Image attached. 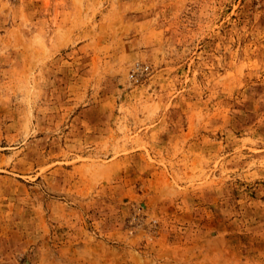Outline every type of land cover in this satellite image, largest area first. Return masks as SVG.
<instances>
[{
    "label": "rangeland",
    "instance_id": "1",
    "mask_svg": "<svg viewBox=\"0 0 264 264\" xmlns=\"http://www.w3.org/2000/svg\"><path fill=\"white\" fill-rule=\"evenodd\" d=\"M0 264H264V0H0Z\"/></svg>",
    "mask_w": 264,
    "mask_h": 264
}]
</instances>
